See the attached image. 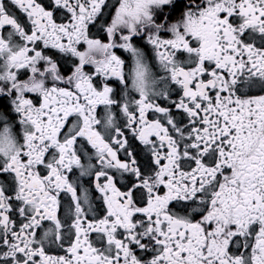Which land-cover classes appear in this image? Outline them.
I'll return each instance as SVG.
<instances>
[{
  "label": "snow or ice",
  "instance_id": "1",
  "mask_svg": "<svg viewBox=\"0 0 264 264\" xmlns=\"http://www.w3.org/2000/svg\"><path fill=\"white\" fill-rule=\"evenodd\" d=\"M0 264H264V0H0Z\"/></svg>",
  "mask_w": 264,
  "mask_h": 264
}]
</instances>
